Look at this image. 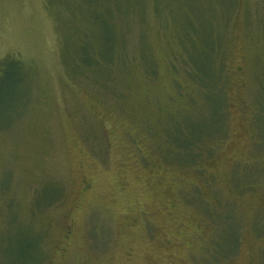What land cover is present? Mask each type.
<instances>
[{"label":"rangeland","instance_id":"rangeland-1","mask_svg":"<svg viewBox=\"0 0 264 264\" xmlns=\"http://www.w3.org/2000/svg\"><path fill=\"white\" fill-rule=\"evenodd\" d=\"M1 65L0 264H264V0H0Z\"/></svg>","mask_w":264,"mask_h":264},{"label":"trees","instance_id":"trees-1","mask_svg":"<svg viewBox=\"0 0 264 264\" xmlns=\"http://www.w3.org/2000/svg\"><path fill=\"white\" fill-rule=\"evenodd\" d=\"M2 69H3V66L1 65V67H0V73L3 72ZM206 70H207V69H206ZM202 71H204V70H202ZM206 72H207V71H206ZM206 72H202V73H203V74H206ZM4 74H5V73H4ZM0 76H1V75H0ZM218 103H219V102H218Z\"/></svg>","mask_w":264,"mask_h":264}]
</instances>
